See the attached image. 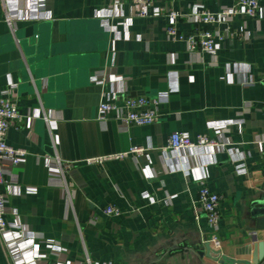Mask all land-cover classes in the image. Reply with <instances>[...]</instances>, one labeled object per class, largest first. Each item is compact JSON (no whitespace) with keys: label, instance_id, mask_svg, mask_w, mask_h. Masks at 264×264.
Here are the masks:
<instances>
[{"label":"crops","instance_id":"obj_1","mask_svg":"<svg viewBox=\"0 0 264 264\" xmlns=\"http://www.w3.org/2000/svg\"><path fill=\"white\" fill-rule=\"evenodd\" d=\"M37 1L0 0V95L11 93L22 114L6 140L26 150L0 185L13 235L0 238V264H85V253L104 264H215L199 255L210 236L204 213L194 212L200 178L221 197L219 245L211 246L248 263L251 233L264 238V149L255 142L264 135V17H235L233 31L247 39L224 38L210 54L167 39L164 15L130 16L132 0L115 16L112 0H42L40 12ZM195 2L214 11L233 0L152 4L188 13ZM194 27L176 22L181 33ZM103 94L157 99L158 119L126 127L112 113L99 120ZM228 120L239 124L211 127ZM173 131L221 145L163 155ZM131 145L146 150L83 162ZM56 158L74 164L61 172ZM107 205L120 214H105Z\"/></svg>","mask_w":264,"mask_h":264},{"label":"built area","instance_id":"obj_2","mask_svg":"<svg viewBox=\"0 0 264 264\" xmlns=\"http://www.w3.org/2000/svg\"><path fill=\"white\" fill-rule=\"evenodd\" d=\"M124 0H112L111 11L113 16L121 15V4ZM153 0H132L130 16L146 17L150 13L153 15H164L167 18V24L164 27L166 38L172 41H183L186 50L194 52L201 50L210 54L215 53L219 47L220 42L224 38H231L237 36L242 39H247L246 32L240 30L238 32L233 31L231 22L235 17L255 18L264 17V7L261 6L259 0H233L230 5H220L217 10H210L204 7L200 2H195L191 6V10L188 13H181L178 10L170 9L162 5H153ZM44 3L42 0L37 1V12L43 11ZM24 19V17H21ZM187 19L195 25L194 29L185 34L181 33L176 28V22L179 19ZM7 21L10 23L9 19ZM223 25V31L209 30L202 28L201 26L207 25ZM259 82L264 86V74L260 76ZM104 99L98 102L97 105V118L104 120L108 113H112L114 117L119 121V125L126 127L127 125H147L152 124L158 119V112L156 105L157 99L149 101L145 96L137 97H124L121 102H117L114 94L102 95ZM22 119V114L18 111L15 100L11 97V93H2L0 95V185L3 182L5 175H10L13 167L24 160L26 150L20 147H13L7 143L6 134L8 128L18 123ZM231 124H239V121L228 120L211 124V127L220 132L226 129ZM255 142L264 149V135L257 138ZM219 144L217 141L208 138L204 134L197 135L195 140H191L187 133L182 131H173L168 139V144L161 147L160 150L163 155H167L169 152L180 151L184 149H194L196 147H206L212 149ZM146 148L131 145L127 151L108 153L102 155H96L88 157L83 160L85 164H101L111 160H122L129 157L136 158L145 152ZM56 162L59 163V159L56 158ZM72 164L71 162H64L60 165V171H64ZM237 173L244 172L243 164L239 163L235 166ZM60 186L65 189L67 185L62 178L58 179ZM13 182V179H10ZM220 195L211 191L203 178L199 179V186L197 189V200L195 204V214L199 211L204 213L206 224L210 231V236L206 237L208 241L214 246H218L216 231L220 223L221 215L219 212ZM7 212V197L0 189V238L11 239L13 235L10 234L9 225L5 219ZM103 212L107 215L118 216L120 209L115 205H107L104 207ZM93 216V215H92ZM94 218V216L92 217ZM91 218V219H92ZM93 221V220H92ZM19 228L22 229L20 226ZM252 238L256 241V233H251ZM17 239H21V235H17ZM205 240L203 239V242ZM49 247H52L59 253L60 249L56 245L48 243ZM85 264H104L93 260L87 253L84 255Z\"/></svg>","mask_w":264,"mask_h":264},{"label":"water","instance_id":"obj_3","mask_svg":"<svg viewBox=\"0 0 264 264\" xmlns=\"http://www.w3.org/2000/svg\"><path fill=\"white\" fill-rule=\"evenodd\" d=\"M37 48L39 49V46ZM260 214L264 216V209L260 211ZM204 240L203 250L199 251V255H205V257L214 261L215 264H264V238L254 241L251 260L248 263L239 260L228 261L224 256L220 255L219 250L214 249L210 243L206 241V237Z\"/></svg>","mask_w":264,"mask_h":264}]
</instances>
